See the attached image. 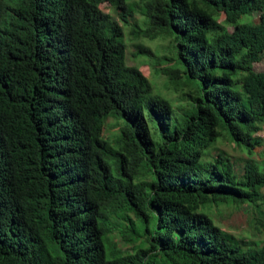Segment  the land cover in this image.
Returning <instances> with one entry per match:
<instances>
[{
    "label": "trees",
    "instance_id": "1",
    "mask_svg": "<svg viewBox=\"0 0 264 264\" xmlns=\"http://www.w3.org/2000/svg\"><path fill=\"white\" fill-rule=\"evenodd\" d=\"M127 1L0 0V264H264V240L210 217L246 206L264 226V0ZM104 3L135 38L172 37L174 56H135L164 65L176 108Z\"/></svg>",
    "mask_w": 264,
    "mask_h": 264
},
{
    "label": "rangeland",
    "instance_id": "2",
    "mask_svg": "<svg viewBox=\"0 0 264 264\" xmlns=\"http://www.w3.org/2000/svg\"><path fill=\"white\" fill-rule=\"evenodd\" d=\"M129 1L131 0H128L127 3ZM137 1L141 3V0ZM134 2L137 3L136 1ZM100 9L103 13L110 15L115 20H118V22L121 24L117 12L109 4L104 3L100 5ZM214 18L217 22L222 23L225 17L223 13L215 12ZM245 18L247 17H242L240 21ZM252 20L256 23L258 21L257 15H253ZM140 21H142V19L139 17L138 22ZM121 26L123 27V39L126 46L127 65L137 67L149 80L153 95L167 100L174 106V108H176L180 104L179 99L181 98H179V95L174 92L171 86L168 84L166 80L167 77L162 74H157L156 72V70L163 68L164 65H156L154 67V61H151L145 55L138 54L135 56L137 54V46L139 45L150 48L151 51L157 56H174L175 52L173 51L171 42L172 37H160L155 40H148L147 38H135L132 35V27L130 25L123 26V24H121ZM229 30H231V28H229ZM253 69L256 72L264 71V59L261 62L254 64ZM178 113L179 112L177 111L176 114ZM118 120L115 118L106 119L102 132L103 138L108 141H113L116 139L117 135L119 137L118 124H121L122 121ZM150 126L152 127V124ZM257 135L264 140V126L259 127ZM216 147L227 151L236 164H238L240 160L246 158L244 152L235 149L233 145L225 139L219 140L216 143ZM263 149L264 146L254 148L255 155H253L252 158H258V154H260ZM236 167H239V165ZM140 178L144 180L147 179L148 176L144 171H142ZM211 215L210 217L215 225H218L221 229L234 235L237 239L243 240V242H246L249 239L264 240V226H261V224L258 222H254L256 215L246 206H243L239 209L225 206L218 208L214 207ZM257 228L259 230H257ZM129 251L130 249L128 247L124 248L125 253H128Z\"/></svg>",
    "mask_w": 264,
    "mask_h": 264
}]
</instances>
